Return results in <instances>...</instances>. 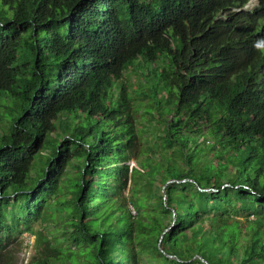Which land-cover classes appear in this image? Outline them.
<instances>
[{
    "label": "trees",
    "instance_id": "1",
    "mask_svg": "<svg viewBox=\"0 0 264 264\" xmlns=\"http://www.w3.org/2000/svg\"><path fill=\"white\" fill-rule=\"evenodd\" d=\"M6 92L0 264L25 231L36 264H264V0H0Z\"/></svg>",
    "mask_w": 264,
    "mask_h": 264
},
{
    "label": "rangeland",
    "instance_id": "2",
    "mask_svg": "<svg viewBox=\"0 0 264 264\" xmlns=\"http://www.w3.org/2000/svg\"><path fill=\"white\" fill-rule=\"evenodd\" d=\"M255 3H250L247 8H252ZM141 63H137L125 76L123 79L128 85V91L130 95V99L132 103L135 105H140L141 110L138 115L137 127L139 132L143 133L142 137L144 138L145 145L153 142L152 137L156 134L158 129L153 127L152 130H147V126L151 124L152 118L149 115V106L150 100L144 97L141 93L147 92V85L144 81V76L141 70ZM118 84L121 81L117 82ZM148 107V108H147ZM21 112V103L14 96L10 95V93L6 92L0 97V137L3 133L7 132L12 126V119L18 116ZM9 133V132H8ZM50 141L56 139V134H53L49 137ZM61 139V137H60ZM51 144L48 142L44 149L39 153L38 157L47 158L51 154ZM144 156L147 155L148 149H144ZM134 165V162L131 163ZM41 167V164L37 165L35 168V173ZM126 196H128V189L126 190ZM48 201H53L52 198H49ZM52 213L54 216L53 220H48V222L36 221L33 223V229L36 233L42 232L44 235L49 236V231L52 230L55 232L56 226V210L50 211L49 214ZM5 222H10L12 228L14 227V222L10 218L6 217ZM11 237L14 239L10 240L8 243L6 250L8 254L11 256L10 259L15 264H36L39 260V255L42 252L40 244L38 243V234H31L29 231L22 232L21 234L17 233L15 235L12 234Z\"/></svg>",
    "mask_w": 264,
    "mask_h": 264
},
{
    "label": "water",
    "instance_id": "3",
    "mask_svg": "<svg viewBox=\"0 0 264 264\" xmlns=\"http://www.w3.org/2000/svg\"><path fill=\"white\" fill-rule=\"evenodd\" d=\"M172 182H174V180L169 181L168 184H170V183H172ZM203 191H209V189H207V190H203ZM161 251L164 252L163 250H161ZM164 253H165V252H164ZM165 254H166V253H165ZM166 256H167V257H170V258H173V256L168 255V254H166ZM201 260H202L205 264H208V262L205 261L204 259L201 258Z\"/></svg>",
    "mask_w": 264,
    "mask_h": 264
},
{
    "label": "built area",
    "instance_id": "4",
    "mask_svg": "<svg viewBox=\"0 0 264 264\" xmlns=\"http://www.w3.org/2000/svg\"><path fill=\"white\" fill-rule=\"evenodd\" d=\"M134 213V212H133ZM135 214V213H134Z\"/></svg>",
    "mask_w": 264,
    "mask_h": 264
},
{
    "label": "clouds",
    "instance_id": "5",
    "mask_svg": "<svg viewBox=\"0 0 264 264\" xmlns=\"http://www.w3.org/2000/svg\"><path fill=\"white\" fill-rule=\"evenodd\" d=\"M247 7H248V6H247ZM247 7H246V8H247Z\"/></svg>",
    "mask_w": 264,
    "mask_h": 264
}]
</instances>
